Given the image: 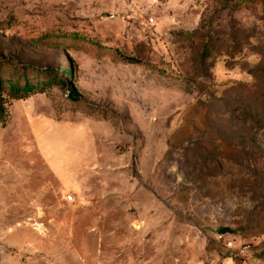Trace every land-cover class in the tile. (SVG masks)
Wrapping results in <instances>:
<instances>
[{"label": "rangeland", "instance_id": "rangeland-1", "mask_svg": "<svg viewBox=\"0 0 264 264\" xmlns=\"http://www.w3.org/2000/svg\"><path fill=\"white\" fill-rule=\"evenodd\" d=\"M0 64L55 79L0 92V264H264V0H0Z\"/></svg>", "mask_w": 264, "mask_h": 264}, {"label": "trees", "instance_id": "trees-1", "mask_svg": "<svg viewBox=\"0 0 264 264\" xmlns=\"http://www.w3.org/2000/svg\"><path fill=\"white\" fill-rule=\"evenodd\" d=\"M209 45L206 44L204 46V53L203 57H206V52L208 53ZM130 63H140L141 59L138 57H131L127 56L124 57ZM18 68L17 77L8 76L4 77V72L2 69V65L0 64V92L5 89H8L10 95L14 98L20 99L30 96L31 94L35 93L36 91L43 90L45 85L49 82H55V79H49L46 76H41V72H29V69L21 65L20 67L16 65ZM50 71V70H48ZM73 77V69L69 68H60V80L61 86L65 88L68 92V95L71 98H78V92L75 88L71 87L69 84V79ZM202 88V87H201ZM205 90H209L208 93L210 97L213 98V87L207 86L204 87ZM211 88V89H210ZM209 97V98H210ZM4 107L3 104L0 102V117L4 115ZM260 121L262 120L264 123V110L260 114Z\"/></svg>", "mask_w": 264, "mask_h": 264}, {"label": "water", "instance_id": "water-1", "mask_svg": "<svg viewBox=\"0 0 264 264\" xmlns=\"http://www.w3.org/2000/svg\"><path fill=\"white\" fill-rule=\"evenodd\" d=\"M217 230L221 234H225L227 232H233L232 229H230L229 227H225V226H219Z\"/></svg>", "mask_w": 264, "mask_h": 264}, {"label": "crops", "instance_id": "crops-1", "mask_svg": "<svg viewBox=\"0 0 264 264\" xmlns=\"http://www.w3.org/2000/svg\"><path fill=\"white\" fill-rule=\"evenodd\" d=\"M209 197H213V194H208Z\"/></svg>", "mask_w": 264, "mask_h": 264}, {"label": "built area", "instance_id": "built-area-1", "mask_svg": "<svg viewBox=\"0 0 264 264\" xmlns=\"http://www.w3.org/2000/svg\"><path fill=\"white\" fill-rule=\"evenodd\" d=\"M70 198H72V197L70 196ZM229 245H231V243H229Z\"/></svg>", "mask_w": 264, "mask_h": 264}]
</instances>
